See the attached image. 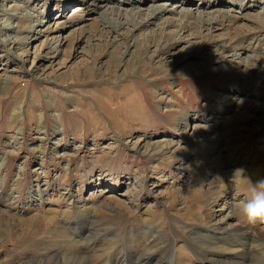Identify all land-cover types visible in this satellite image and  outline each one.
Segmentation results:
<instances>
[{
	"label": "rangeland",
	"instance_id": "rangeland-1",
	"mask_svg": "<svg viewBox=\"0 0 264 264\" xmlns=\"http://www.w3.org/2000/svg\"><path fill=\"white\" fill-rule=\"evenodd\" d=\"M111 11L146 24L106 27ZM200 16L227 22L197 35ZM263 22L264 0H0V264L56 252L44 219L77 241L83 227L153 229L173 248L196 232L264 240L234 208L264 176ZM123 86L137 122L117 112Z\"/></svg>",
	"mask_w": 264,
	"mask_h": 264
},
{
	"label": "bare ground",
	"instance_id": "bare-ground-1",
	"mask_svg": "<svg viewBox=\"0 0 264 264\" xmlns=\"http://www.w3.org/2000/svg\"><path fill=\"white\" fill-rule=\"evenodd\" d=\"M105 18L106 27L113 24L117 30L128 32L139 30L146 24L141 13H135L131 19H124L121 14L111 11L110 13L105 12ZM226 22L225 16H200L189 24L193 28L196 27L195 34L200 35L203 31L223 26ZM178 23L180 28L178 32L187 29L186 20H179ZM122 88L120 95L117 96L125 97L122 106L119 105L120 108H116L119 109L117 112H120L122 116H130L132 122H137L144 110L141 102L133 91L131 93L124 86ZM96 97L105 113L111 116L116 113L109 103L104 102L102 94ZM125 111L128 112L124 113ZM88 114H92L91 110ZM44 220L51 225L50 228H46V234L51 240L42 249L49 252L55 247V243L58 248L44 263L36 258L26 264H50L51 262L52 264H107V262L109 264H171L170 259L174 260L173 264H200L202 261H206V263L202 262L203 264H264V245L252 247L253 240L260 242L264 240H256L241 229L232 232L222 230L220 233L213 231V233L206 234L196 232L191 237L185 238L181 246L173 248L171 244H166L159 233L153 229H139L136 234L122 235V233L108 238L107 236H95L96 234L88 232L91 231L89 227H83L80 230L84 233V240L77 241L72 238V229L64 231L60 226H56L55 220ZM34 222L36 221H32Z\"/></svg>",
	"mask_w": 264,
	"mask_h": 264
},
{
	"label": "clouds",
	"instance_id": "clouds-1",
	"mask_svg": "<svg viewBox=\"0 0 264 264\" xmlns=\"http://www.w3.org/2000/svg\"><path fill=\"white\" fill-rule=\"evenodd\" d=\"M243 168L235 170V174L244 173ZM239 216L243 217L249 225L257 223L264 224V176H259L255 181H252L249 196L246 200L238 201L234 204ZM264 245V242H252V247Z\"/></svg>",
	"mask_w": 264,
	"mask_h": 264
}]
</instances>
